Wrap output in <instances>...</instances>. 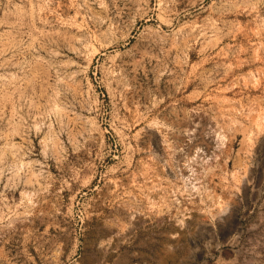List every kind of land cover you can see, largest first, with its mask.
<instances>
[{
    "label": "rangeland",
    "instance_id": "1",
    "mask_svg": "<svg viewBox=\"0 0 264 264\" xmlns=\"http://www.w3.org/2000/svg\"><path fill=\"white\" fill-rule=\"evenodd\" d=\"M0 264H264V0H0Z\"/></svg>",
    "mask_w": 264,
    "mask_h": 264
}]
</instances>
